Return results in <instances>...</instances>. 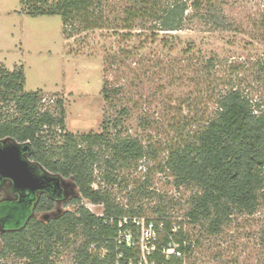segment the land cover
Masks as SVG:
<instances>
[{
	"label": "rangeland",
	"instance_id": "1",
	"mask_svg": "<svg viewBox=\"0 0 264 264\" xmlns=\"http://www.w3.org/2000/svg\"><path fill=\"white\" fill-rule=\"evenodd\" d=\"M217 2L229 30H215L197 18L183 31L166 35L143 28L139 20L131 31L77 32L74 27L63 28L61 16L32 17L23 12L21 0H0V64L10 71L24 67V90H41L43 111L55 114L57 102L62 101L66 131L75 135L100 134L105 113L118 116L121 108L128 109L123 133L138 138L152 151L133 167L121 170L122 183L109 189L118 204L141 211L149 219L160 218L154 210L163 199L169 221L182 222L187 236L194 243L200 240V247L193 246L187 256V264H262L264 189L255 214L235 212L222 235L209 237L187 216L196 189L176 187L165 167L169 150L203 129L216 115L217 101L226 91H242L264 113V0ZM105 6L106 16L114 21L124 17L123 9L131 4L129 0H107ZM123 33L132 34L126 39ZM110 57L117 59L114 66L109 64ZM104 81L121 90L116 108L104 101ZM62 182L65 198L51 213L36 214L39 221L77 210L71 200L80 197L78 189L72 180ZM99 182L95 189L101 186ZM8 188L7 182L0 190L2 200L13 198ZM143 190L149 197L139 196ZM82 205L99 217L104 214L102 205L86 199ZM82 243L80 234L68 237L67 244L56 246L53 263L77 264ZM90 252L96 253L92 247ZM3 263L27 261L9 256L0 259Z\"/></svg>",
	"mask_w": 264,
	"mask_h": 264
},
{
	"label": "trees",
	"instance_id": "2",
	"mask_svg": "<svg viewBox=\"0 0 264 264\" xmlns=\"http://www.w3.org/2000/svg\"><path fill=\"white\" fill-rule=\"evenodd\" d=\"M106 1L21 0V4L29 16H61L63 28L74 27L77 32L131 31L139 20L143 28L148 26L169 35L183 31L197 18L215 30H229L218 0H129L131 6L123 9L124 17L114 21L106 16ZM129 34L132 33H123L122 37L127 39ZM154 38L156 42L157 37ZM109 60L113 66L117 63L115 57ZM25 82L23 66L10 71L0 64V142L28 146L26 155L34 164L52 176L72 180L80 197L71 200L77 207L75 212L43 222L35 215L51 213L57 202L65 198L54 185L37 198L31 195L21 200H2L0 196V259L14 256L27 264H54L56 246L67 244L68 237L80 234L83 243L77 251V264H104L90 248L96 245L100 249L114 238L119 218L142 216L141 211L126 210L118 204L109 187L121 184V170L147 158L152 148L123 133L125 119L129 117L125 107L117 111L118 116L105 113L100 134L67 132L62 101L57 102L55 114L43 111L41 90L25 92ZM120 93L119 87L104 81L101 94L106 105L116 108ZM217 104L216 115L194 137L170 149L165 162L176 187L196 189L187 216L209 237L222 235L235 212L255 214L261 201L259 193L264 189V113L257 110L259 103L255 104L240 90L230 89L219 97ZM58 137L62 141L54 142ZM98 182L101 186L95 189ZM138 194L141 198L149 197L145 190ZM82 199L102 205L103 216L89 211ZM165 204L161 199L154 213L170 230L173 222L169 221ZM177 224L183 226L182 222ZM185 239L187 235L181 229L179 244ZM188 240L186 251L190 255L193 245L200 247V240L194 243L191 236ZM109 250L113 251L112 244ZM107 259L111 262L112 255Z\"/></svg>",
	"mask_w": 264,
	"mask_h": 264
},
{
	"label": "built area",
	"instance_id": "3",
	"mask_svg": "<svg viewBox=\"0 0 264 264\" xmlns=\"http://www.w3.org/2000/svg\"><path fill=\"white\" fill-rule=\"evenodd\" d=\"M114 224V222L112 221ZM116 234L100 249L92 246L104 264H187V239L178 242L183 226L173 223L167 229L164 220L126 215L115 222ZM187 235V234H186ZM264 235V233H263ZM113 245V251L109 245ZM264 264V240L262 242ZM112 255L113 260L109 258ZM107 259V260H106Z\"/></svg>",
	"mask_w": 264,
	"mask_h": 264
},
{
	"label": "water",
	"instance_id": "4",
	"mask_svg": "<svg viewBox=\"0 0 264 264\" xmlns=\"http://www.w3.org/2000/svg\"><path fill=\"white\" fill-rule=\"evenodd\" d=\"M27 151L28 146L12 141L0 142V182L10 181L17 192L35 197L52 185L61 189L60 196L65 194L62 179L29 162L25 157Z\"/></svg>",
	"mask_w": 264,
	"mask_h": 264
},
{
	"label": "flooded vegetation",
	"instance_id": "5",
	"mask_svg": "<svg viewBox=\"0 0 264 264\" xmlns=\"http://www.w3.org/2000/svg\"><path fill=\"white\" fill-rule=\"evenodd\" d=\"M9 183V188H8V193L13 197V198H11L12 200H21V199H24V198H29L31 195H28V194H21V193H19V192H17L15 189H14V187L12 186V184H11V182L10 181H4V182H0V190L1 189H4V187H5V183ZM52 187V186H51ZM51 187H49L48 188V190L49 189H51ZM47 190V191H48ZM61 190V189H60ZM46 191V192H47ZM61 192V191H60ZM43 193H45V192H43ZM40 195V194H39ZM38 195V196H39ZM60 195V194H59ZM37 196V197H38ZM33 197H35V196H33ZM37 197H35V198H37ZM188 238H189V236H187V241H188V246L190 245V242H189V240H188ZM187 246V247H188ZM193 246H195V245H193ZM190 253V252H189ZM189 254H188V252H187V256H188ZM188 258V257H187Z\"/></svg>",
	"mask_w": 264,
	"mask_h": 264
}]
</instances>
